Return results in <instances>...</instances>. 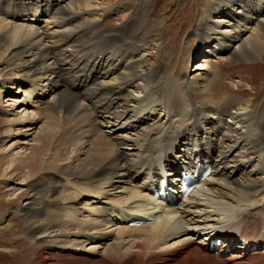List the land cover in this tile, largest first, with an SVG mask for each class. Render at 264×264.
<instances>
[{
    "label": "bare ground",
    "instance_id": "obj_1",
    "mask_svg": "<svg viewBox=\"0 0 264 264\" xmlns=\"http://www.w3.org/2000/svg\"><path fill=\"white\" fill-rule=\"evenodd\" d=\"M96 2L0 0V179H33L13 211L33 255L42 264H264V252L250 251L264 245V115L251 101L216 103L225 94L214 92L222 62L261 59L264 0H208L190 33L192 54H204L198 73L189 54L179 76L146 62L166 63L169 55L162 35H145L163 23L147 25L156 0L120 1L103 17ZM113 12L129 18L114 31L99 27ZM92 44L100 47L85 48ZM16 89L22 100L7 101L23 109L10 116L1 96ZM59 117L55 139L50 127ZM42 119L48 127L33 143H11L28 146L21 148L28 155L6 160V141L32 136ZM70 144L72 156L59 153ZM192 158L212 168L200 190L177 209L154 203L152 181L163 170L178 181L175 170ZM46 161L56 165L45 168ZM130 217L149 222L131 227ZM202 230L236 245L233 257L196 247ZM4 250L0 264H8Z\"/></svg>",
    "mask_w": 264,
    "mask_h": 264
},
{
    "label": "rangeland",
    "instance_id": "obj_2",
    "mask_svg": "<svg viewBox=\"0 0 264 264\" xmlns=\"http://www.w3.org/2000/svg\"><path fill=\"white\" fill-rule=\"evenodd\" d=\"M120 1H124L125 3L128 4H135L137 3L138 0H97L96 3L99 6L97 7L98 16L100 15L102 16L106 14V12L108 11V9H110L111 6L113 7L120 6L118 5V2ZM206 3H208V0H156L153 14L147 17L148 20L147 25H150L151 23L156 25L157 23H159L157 22V20H162L163 23L161 24L159 23L153 29H151L150 32L151 35H149L148 33H145V35L150 36L149 38H152V36L158 38L162 35L161 38L163 39V41L166 42L165 51L168 52L169 55L166 56L167 58L166 63L155 64L154 56L151 58V60L148 61L146 60L147 65L149 66V68H151V70L155 69L158 72H164L167 70L171 72L172 70H175L173 71L174 76L176 75L179 76L182 66L186 63L185 61L188 59L189 54L191 55L192 52L195 50L196 43L194 37L190 36L191 35L190 33H192L191 28L193 30L197 28L196 22L199 19V16H201V12L203 11V8L201 7H204ZM44 18L41 19L43 20ZM128 18L129 15L126 14V12H121L118 14L113 12V14L109 18H107V20L103 21L99 27H102L109 31H114V27H117L118 25H122L125 22V20H127ZM41 26L44 25L41 24ZM49 27L52 28L51 25H49ZM98 47H100V45L92 44L85 48L93 49ZM149 47L150 49H148V53L154 55L156 53V47L154 46H149ZM262 53L263 55L260 57L261 58L260 60L257 59L246 62L233 60L232 62H222L220 64L218 69L220 71L221 77L218 83L215 85L214 92L215 93L218 92L219 94L221 92V95H223V93L225 95L218 96L217 97L218 100L216 101V103H220L222 105L224 104V102H227V100H235L236 98H237L236 100H239L242 104H245L246 101L249 102L251 101L253 105L258 106L262 110V114L264 115V49ZM203 55L204 54L202 52L200 53V55L199 54L191 55L193 61V66L190 68L191 71L194 70L195 68L200 67L198 63ZM213 62L217 63L215 59H213ZM215 66L217 65L215 64ZM197 73L198 72H196L195 69L193 71V75ZM8 85L11 87L12 84L9 83ZM8 85L6 87H8ZM19 85L20 84H18L17 82H15L14 84V86L18 88L21 87ZM18 90L19 89L9 91V93H5L1 96V102H3V107L5 110H7V113L10 116L16 113L18 114L21 113L23 109V107H21L19 103L7 101L9 98L12 97L14 101L15 100L17 102L21 101L23 94L20 96ZM202 100L203 99L198 98L196 101L197 103H199ZM211 101L213 102L212 99ZM12 103L17 104L13 109L11 108L9 109V107L8 108L5 107L8 104L11 105ZM239 106L241 105H238L235 108L238 109L240 108ZM50 114L55 116L54 113H50ZM30 117H33V115L31 114ZM60 120L61 119L59 117L57 121H55V125L50 127V129H53L55 132L54 138L55 137L57 138L59 136L60 123H61ZM63 123H61V125H63ZM34 127L35 129L33 131L28 132L26 134V135H31L32 133H34L32 136H28L24 138V136H22L23 134H20V136H14L6 141L7 145L5 148H3L5 149L6 157L4 158H7L6 160L10 159L12 155L16 156V158H19L20 156H25L28 153V151H24L25 149H21L22 147L27 148L28 146L17 144L16 148L13 150V148L11 147V143L28 142L29 143L28 145H30L31 143H33V139L35 135L41 133L39 132L40 129L47 128L48 126H46L45 119H42L41 121H37ZM14 128L16 129L18 127H14ZM68 129L69 127L66 128L65 130ZM2 139L3 138H0V145L2 144L3 141ZM68 141H69V137H68ZM72 148L73 145L69 146L67 149H59V153H62L66 157H70L72 156V154H70ZM53 151L54 148L51 145L46 146V150L44 151V154H47V159L50 160L52 158L53 154L51 153H53ZM47 163H52V162L46 161V163L43 164L45 168L48 167ZM52 165H56V163H52ZM45 168L41 169L40 172L46 173L45 171H47L49 168L47 169ZM25 179L26 178L24 177L22 178L19 176L17 180L16 179L12 180L11 183L9 181H5L4 179H0V241H1L0 249L2 250L3 247V250L5 249L4 251L9 252L8 254H6L9 255L8 256L9 258L7 260L8 264H42L41 262H39V258L33 255L34 252L32 250L33 247H31L33 246L31 241L24 239L26 232L25 223L21 219H19L17 213L13 212L18 204L24 203V195L29 191V188L26 187L28 185L27 183L33 180L32 178H29V180L26 183H24ZM82 187H86L85 183H82ZM111 195L116 196L117 194L113 193ZM57 196L58 194L54 195V197ZM41 197H43V195ZM2 218L4 220L1 222ZM184 237L185 236L179 238V240L184 239ZM108 242L111 243L110 241ZM108 242L106 244H109ZM172 243L173 242H171V244ZM126 247H129V245H127ZM196 247L200 248L209 257L213 258V256L209 252H207L204 248H202L203 244ZM8 248L10 249L6 250ZM126 249L128 248H124L122 251H125ZM103 250L105 249L100 250V253H103L104 252ZM235 258H242L243 260L244 256L238 252ZM98 259H100V257H98ZM62 263L63 261H58L56 264H62Z\"/></svg>",
    "mask_w": 264,
    "mask_h": 264
}]
</instances>
